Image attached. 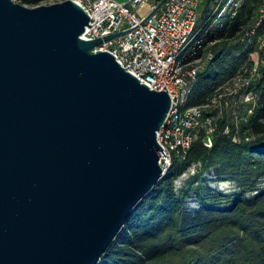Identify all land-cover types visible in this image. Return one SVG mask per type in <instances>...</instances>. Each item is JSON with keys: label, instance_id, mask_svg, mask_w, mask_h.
Wrapping results in <instances>:
<instances>
[{"label": "water", "instance_id": "95a60500", "mask_svg": "<svg viewBox=\"0 0 264 264\" xmlns=\"http://www.w3.org/2000/svg\"><path fill=\"white\" fill-rule=\"evenodd\" d=\"M90 23L75 0H0V264H101L181 156L159 140L170 94L96 51L123 33L87 41Z\"/></svg>", "mask_w": 264, "mask_h": 264}, {"label": "trees", "instance_id": "16d2710c", "mask_svg": "<svg viewBox=\"0 0 264 264\" xmlns=\"http://www.w3.org/2000/svg\"><path fill=\"white\" fill-rule=\"evenodd\" d=\"M214 1L203 0L204 21L197 30L205 28ZM260 9L261 0H247L240 15L227 18L209 35L213 45L199 73L192 105L218 98L227 83L239 79L244 64L254 68L255 62L248 60L253 46L246 42ZM234 49L241 52L239 57L233 56ZM251 88L255 104L248 118L238 121L224 107L206 110V116L216 120L213 146L206 145V129L199 130L189 155L175 156L167 177L130 216L101 264H264V67ZM194 165H200L197 173L178 193L176 181ZM208 173L220 182H235L240 190L215 193L207 185ZM192 196L200 203L195 211L188 207Z\"/></svg>", "mask_w": 264, "mask_h": 264}, {"label": "built area", "instance_id": "2783aa9c", "mask_svg": "<svg viewBox=\"0 0 264 264\" xmlns=\"http://www.w3.org/2000/svg\"><path fill=\"white\" fill-rule=\"evenodd\" d=\"M13 1L28 7H40L65 0ZM75 1L91 17L83 39L91 41L123 33L104 41L95 50L111 52L142 84L151 90L170 94L172 110L159 133L165 149L163 160L166 164L171 163L174 153L186 158L200 129L216 130L215 119L206 116L207 104H191L204 65L203 51L213 43L209 35L223 26L227 18L240 15L247 0H215L205 28L201 30L197 27L203 0H166L161 8V2H155L144 17L135 8L152 0H131L132 6L120 0ZM262 26L264 0H261L260 17L248 33V40ZM209 146H212V140Z\"/></svg>", "mask_w": 264, "mask_h": 264}, {"label": "rangeland", "instance_id": "374dc122", "mask_svg": "<svg viewBox=\"0 0 264 264\" xmlns=\"http://www.w3.org/2000/svg\"><path fill=\"white\" fill-rule=\"evenodd\" d=\"M155 2H158V0H152L149 4H146L140 8H136V11L141 17H144L150 11L152 3ZM212 6L213 4L211 5V8ZM259 17L258 19H256L254 27L256 26ZM262 27L258 28L256 34L252 35V39L250 38L251 40L249 39L246 42L247 47H249L250 45L253 46L252 53L248 60L255 62L254 68L250 69L248 64H244L241 67L243 73L239 76V79L236 82L227 83L226 87L219 92V97L214 99V101L207 103L206 110H209L208 111L209 113H211L212 110H216L219 109L220 107H224L227 109L230 115L234 116L238 121L242 120L243 118H248L253 114L254 104H255V94L252 91L251 87H252V83L256 80L257 77H259L262 67H264V29H263V34L260 36L258 42L255 45L254 43H255V37ZM211 45H213V43L210 44V46ZM210 46L208 45L207 48L204 49L203 51L204 59L205 56L208 55L207 51ZM240 55H241L240 51H238L237 49L233 50V56L239 57ZM230 65L231 64H229L228 66L230 67ZM247 86H249L251 89L250 90L248 89L247 92L244 90L243 92L242 89H244ZM199 166L200 165H194L185 175H183L181 178H179L176 181V189L178 193L181 192V190L189 181V179L197 173ZM205 177L208 181L207 185L211 189H213L215 193H225L231 195L240 190L235 182H231V181L220 182L219 180H217V177H215L213 173H208L206 174ZM261 187L264 188V181L262 182ZM188 207L192 211L198 210L200 208V203L197 200L196 196H192V198L188 200Z\"/></svg>", "mask_w": 264, "mask_h": 264}, {"label": "crops", "instance_id": "0c3cea01", "mask_svg": "<svg viewBox=\"0 0 264 264\" xmlns=\"http://www.w3.org/2000/svg\"><path fill=\"white\" fill-rule=\"evenodd\" d=\"M122 2H125V3H128L129 5H131L132 6V4H131V0H122ZM140 8V7H139ZM135 10H136V8H135ZM204 6H203V4L201 5V8H200V21H199V24L200 23H203V21H204Z\"/></svg>", "mask_w": 264, "mask_h": 264}]
</instances>
